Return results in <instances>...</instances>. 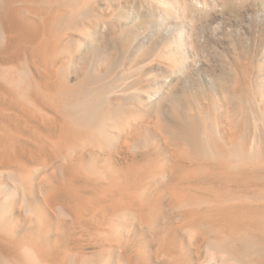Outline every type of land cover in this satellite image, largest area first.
Here are the masks:
<instances>
[{"label":"bare ground","instance_id":"6f19581e","mask_svg":"<svg viewBox=\"0 0 264 264\" xmlns=\"http://www.w3.org/2000/svg\"><path fill=\"white\" fill-rule=\"evenodd\" d=\"M123 1L0 0V264H264L248 123L166 118L154 59L82 49Z\"/></svg>","mask_w":264,"mask_h":264},{"label":"rangeland","instance_id":"374dc122","mask_svg":"<svg viewBox=\"0 0 264 264\" xmlns=\"http://www.w3.org/2000/svg\"><path fill=\"white\" fill-rule=\"evenodd\" d=\"M112 8L119 43L95 36L82 48L89 62H106L115 49L154 59L149 76L166 118L181 111L215 128L217 118L241 116L264 144V0H124Z\"/></svg>","mask_w":264,"mask_h":264}]
</instances>
